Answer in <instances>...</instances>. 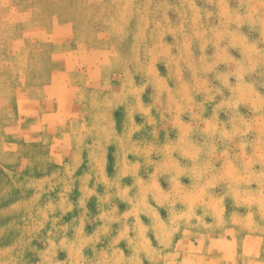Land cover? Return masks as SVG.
Here are the masks:
<instances>
[{"label": "rangeland", "instance_id": "obj_1", "mask_svg": "<svg viewBox=\"0 0 264 264\" xmlns=\"http://www.w3.org/2000/svg\"><path fill=\"white\" fill-rule=\"evenodd\" d=\"M86 213L264 264V0H0V264H86Z\"/></svg>", "mask_w": 264, "mask_h": 264}, {"label": "crops", "instance_id": "obj_2", "mask_svg": "<svg viewBox=\"0 0 264 264\" xmlns=\"http://www.w3.org/2000/svg\"><path fill=\"white\" fill-rule=\"evenodd\" d=\"M136 195H140L138 189ZM78 217V213H74ZM156 213H86L81 216L87 231L80 238L82 249L88 250L86 264H133L129 249H134L144 263L155 250L165 248L154 238L152 219ZM83 230V229H82ZM75 237L76 232H73Z\"/></svg>", "mask_w": 264, "mask_h": 264}]
</instances>
